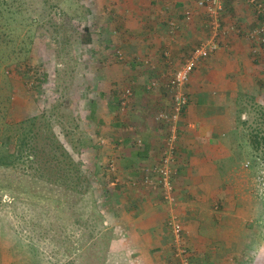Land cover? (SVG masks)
I'll return each instance as SVG.
<instances>
[{
  "label": "rangeland",
  "instance_id": "obj_1",
  "mask_svg": "<svg viewBox=\"0 0 264 264\" xmlns=\"http://www.w3.org/2000/svg\"><path fill=\"white\" fill-rule=\"evenodd\" d=\"M122 4L0 0V264H181L167 217L157 233L134 230L147 221L151 201L143 202L163 203L158 187L144 183L146 175L156 180L147 170L119 178L113 154L134 130L135 89L170 100L168 80L183 61L165 49L155 59L130 49L129 34L111 23L118 19L111 7ZM255 24L239 30L246 35ZM250 44L247 78L236 82L234 98L217 96L225 161L213 162L206 202L186 211L196 204L200 218L222 222L212 244L233 264H264V114L256 112L264 108V46ZM98 115L119 126L112 130ZM255 127L261 145L253 152ZM181 225L189 264L202 263L191 255L204 241L191 234L188 247L186 226L210 240L215 230Z\"/></svg>",
  "mask_w": 264,
  "mask_h": 264
},
{
  "label": "crops",
  "instance_id": "obj_2",
  "mask_svg": "<svg viewBox=\"0 0 264 264\" xmlns=\"http://www.w3.org/2000/svg\"><path fill=\"white\" fill-rule=\"evenodd\" d=\"M123 1L125 4L121 5L123 7L121 10H112L111 7L112 17L118 18L111 23L117 29L121 28V31L124 30L129 34L130 37L127 38L130 49L132 48L142 57L148 55L155 59L157 51L165 49L170 58L183 61L191 48L197 45L206 34L203 12L196 9L195 0ZM223 4L225 12L222 17V27L225 35L221 37L219 49L201 62L192 73L186 89L189 101L184 115L176 123L167 124L158 121L155 114L159 110L165 109L166 111L162 110L164 113L171 111L170 100L164 97L162 92L147 94L135 89L133 108L128 113L134 130L127 138L115 139L119 142V146L113 154V157H116L115 169L119 178L125 175L139 178L142 176V170L148 172L157 165L167 148L169 139L172 138L173 151L170 167L173 172L174 203L168 204L163 200L162 204L154 208L152 207L154 201L148 198L149 200L143 203L147 205L150 201L153 202V204L149 203L151 213L149 210L145 211L147 213L144 216L148 215L145 218L147 221L139 219L141 223L136 222L134 230L145 232V235L147 231L157 233L160 231L159 227L162 223L160 221L168 217L171 212L183 225L187 221L210 225L215 230L211 236L212 240L207 239L198 226L196 227L199 231L193 229L191 232L186 226L188 247L193 242L190 238L191 234L199 235L197 236L199 241L205 242L195 246L193 244L198 249H194L195 252L193 250L196 258L193 255L191 257L198 258L199 261L203 260L200 264H233V261L226 256L221 257L224 252L212 244V241L218 240L220 229L217 228L222 222L216 221L217 225L213 218H200L196 212V204H193L194 213L186 211L190 210L187 207H191L190 205L195 201H199L198 205L201 201L206 202V195L209 194L211 184L209 179L216 176L217 168L213 162L225 161V140L221 138L222 131L218 130L219 124L223 125L225 119L221 120L222 116H217V107L221 100L217 96L234 98L238 86L236 82L247 78L246 67L252 59L251 44L239 28L244 30L253 26L255 23L253 9L243 0H223ZM187 9L192 10V19L186 23L182 20V13ZM170 20L178 25L175 31H170L168 27ZM262 55L260 60L264 59V53ZM135 66L136 64H132L133 68ZM203 68H207L206 72L202 71ZM146 77L147 75L137 77L136 80L141 81ZM98 118L105 125L111 126L112 130L119 126L118 121L109 122V119H105L103 115H98ZM138 140L141 146L137 147L135 141ZM114 143L117 142L114 141ZM155 209L162 212L154 211ZM194 209L191 208V211ZM156 237L159 238L154 236ZM201 245L208 248H202Z\"/></svg>",
  "mask_w": 264,
  "mask_h": 264
},
{
  "label": "built area",
  "instance_id": "obj_3",
  "mask_svg": "<svg viewBox=\"0 0 264 264\" xmlns=\"http://www.w3.org/2000/svg\"><path fill=\"white\" fill-rule=\"evenodd\" d=\"M249 5L255 14V26L246 33L248 40L255 46H264V1L263 0H243ZM196 9L202 10L205 19L206 34L202 40L185 56L181 65L175 69L171 78L168 80L167 88L169 91V99L171 102V111L169 113L160 112L157 116L158 121H163L167 124L176 123L181 118L188 105V96L186 86L189 83L190 77L197 67L212 56L221 44V37L225 35V30L222 27V16L224 4L222 0H195ZM192 18V10L187 9L182 13V20L189 22ZM170 31H175L178 28L176 22L168 21ZM154 86V83L150 84ZM130 95L129 90L125 91L124 98ZM137 146H141L138 140ZM172 138L169 139L167 148L160 157L157 165L149 170L154 177L155 182H152L148 176H145L144 183L158 187L160 193L168 204L174 203L173 198V172L170 167L172 160ZM166 229L174 237L176 245L175 255L179 258L181 264H189L190 256L184 246L180 243L183 237V228L178 220V217L173 213H169L165 221Z\"/></svg>",
  "mask_w": 264,
  "mask_h": 264
},
{
  "label": "trees",
  "instance_id": "obj_4",
  "mask_svg": "<svg viewBox=\"0 0 264 264\" xmlns=\"http://www.w3.org/2000/svg\"><path fill=\"white\" fill-rule=\"evenodd\" d=\"M256 112L260 114H264V108L258 106ZM260 129L259 128H249V145L251 146L252 151H257L261 145V138H260ZM264 137V136H263ZM263 141V140H262ZM70 161V160H69ZM74 163L71 159L70 163Z\"/></svg>",
  "mask_w": 264,
  "mask_h": 264
}]
</instances>
